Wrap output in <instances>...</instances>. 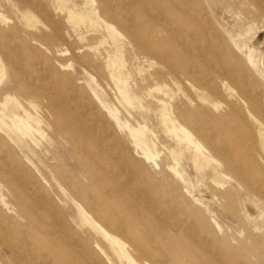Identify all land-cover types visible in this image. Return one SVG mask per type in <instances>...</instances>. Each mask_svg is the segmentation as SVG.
I'll use <instances>...</instances> for the list:
<instances>
[{
	"label": "rangeland",
	"instance_id": "obj_1",
	"mask_svg": "<svg viewBox=\"0 0 264 264\" xmlns=\"http://www.w3.org/2000/svg\"><path fill=\"white\" fill-rule=\"evenodd\" d=\"M238 1L0 0V76L6 69L0 81L6 121L0 123V264H110L97 248L104 240L82 223L79 205L125 240L131 235L125 214L148 209L157 198L173 218L189 221L197 239L191 247L201 248L204 257L224 248L230 258L220 264H263L246 248L243 233L246 221L264 248V237L246 217L253 207L223 206L211 176L195 167L185 142L162 117L166 109L194 128L192 117L223 110L206 103V94L184 78L189 52L183 46L200 55H190L201 59L193 65L195 77L204 78L206 60L215 59L245 66L257 78L264 74V9L256 1L239 10ZM27 110L40 121L28 120ZM11 118L27 120L31 133L11 129ZM140 125L143 145L131 134ZM144 149L159 153V166ZM171 151L185 158L180 162ZM177 161L185 181L169 170ZM210 213L230 228L227 233L214 227ZM162 220L143 231L159 237L164 253L179 254L182 247L173 243L180 237L160 228Z\"/></svg>",
	"mask_w": 264,
	"mask_h": 264
},
{
	"label": "bare ground",
	"instance_id": "obj_2",
	"mask_svg": "<svg viewBox=\"0 0 264 264\" xmlns=\"http://www.w3.org/2000/svg\"><path fill=\"white\" fill-rule=\"evenodd\" d=\"M91 1L93 3L95 2V0ZM256 1L261 3V7L264 9V0H240L237 2V4L239 6V10H242L245 4H250L251 2ZM27 17L30 18V16ZM70 17L73 19L74 15L71 13ZM108 26L114 35L120 36L121 33L114 25L109 24ZM182 43L184 42L182 41ZM182 48L184 49V53L187 54L186 51L189 52V58L191 57L190 55H194L196 53L192 50V48L188 49L189 47L187 48V45L185 48L184 46ZM197 54L198 52L196 55ZM187 60L184 63V67L186 69L183 74L184 78L190 80L195 88H197L199 91H202L203 94H206L202 97L203 99L206 98V103L214 107L220 106L222 104L223 110L220 115H215L216 117L214 114L208 113V111H203L201 117H192V119L195 120V127L191 128L178 118L173 117L172 112L163 109L164 111L162 112V117L164 123L166 124L165 127H167V130L176 136L179 143L185 142L184 149L188 152L187 157L193 160L195 167L198 170H205L202 175L204 174L206 176H211V180L209 182L217 185L216 187L212 186L213 188L211 190L218 201L220 200L225 202L223 206L229 205L228 203L232 202L231 204H240L242 205L241 207L248 204L253 207L252 213L246 214V217L248 218L247 220L252 222L254 225V230H259L261 233L260 235L264 237V74L257 78L245 66L237 67L232 63L225 64L220 59H215L213 62L206 60V69L211 78L205 77L208 74L205 75L204 78L198 75L195 77V75L191 73L195 68L193 65L194 63L195 66L199 65L201 63V59L200 57L197 59L192 57L189 59V61ZM250 61L252 62L253 60L250 58ZM257 64L254 62L255 68L257 67ZM5 71V65H3L0 81L3 79ZM202 71L203 69L200 67L199 72ZM121 72L122 71L118 73ZM118 76L120 75L118 74ZM118 81H122V79L118 77ZM29 83L31 84L32 82ZM46 87L48 88V86ZM67 98L69 99V97ZM193 101L194 99L189 98L186 100V103L191 105ZM5 104L6 103H4V105ZM196 104L197 107L205 109L203 103L197 102ZM26 113L28 115V120L36 122L40 121L38 116L32 114L28 110ZM111 113L114 114L113 111H111ZM210 117H212V119H210ZM115 118L117 119L116 116ZM0 123L3 125L6 124L5 116H3L2 113L0 114ZM7 123L11 129L13 128L21 130L24 134L31 133V127L27 120H16L11 118V120H9ZM143 128L144 127L140 125L136 129H131V134L134 137L133 139H135L136 143L139 145H143L146 142ZM113 145L115 146V144ZM184 149L183 151H185ZM143 153L146 159L155 162L157 166L160 165V163L156 160L157 156H159V153H150L145 149L143 150ZM182 153L183 152L171 151L173 158L177 160L179 159L180 162L182 158H185V156L182 157ZM180 162L177 161L176 165H171L169 170L172 171L177 179L180 181H185L183 171L179 167L181 166ZM6 166L9 165L6 164ZM207 167H210V169L206 170ZM14 170H16V168ZM119 170L120 172H124L121 170V167ZM120 172L118 173L120 174ZM31 192L33 193V191ZM234 194H238V197H234L233 199L231 196ZM142 200L145 201L143 198ZM224 208L228 209L227 207ZM220 209L222 210V208ZM169 211L170 210L168 206L164 202H161L159 198H157V201L151 203L148 209L136 208L133 211L136 213H126L125 217L130 222L129 229L131 231V235H129L124 240L120 236L114 234L113 231L107 229L83 206L79 205V215L82 223L87 224L95 234L100 235L104 240V243H101L98 240L97 248L110 264H209L208 262L212 261L216 262V264H220L222 259L226 260L230 258L229 250L224 248H216L215 251L212 250V257L209 258L208 256L204 257L202 255L203 253H200L201 248L198 246L194 248L191 247V241L195 240L196 237H194L191 233L192 227L188 224L189 221L184 220V218H173V215H171ZM237 214L238 213H235V216L239 218V215ZM155 219H163V222L160 223L163 227L160 228H164L170 233L180 237L178 242L173 243H178V245L182 247L179 254L173 255L172 253H164L162 250H160L159 237L154 235L155 233L151 232L148 236L145 235L146 232L143 230L151 229L153 227L152 224H154L153 220ZM209 220L212 222L214 227L223 233H227L230 229L219 220L216 213H210ZM242 223H244L243 233L244 231L247 233V242L249 243L248 246L245 247L248 248V250H250V252L253 253L255 257L261 259V262L264 264V248L258 244L255 239L256 236L252 233V231L247 229L249 228L248 222L242 221ZM237 237L239 236L235 235L234 239L239 240L240 238L237 239ZM28 258L26 257V259ZM28 260L31 261V259ZM231 263L233 264V260Z\"/></svg>",
	"mask_w": 264,
	"mask_h": 264
}]
</instances>
